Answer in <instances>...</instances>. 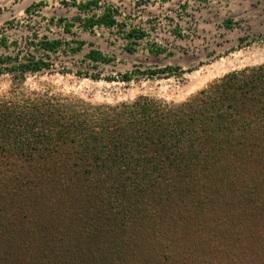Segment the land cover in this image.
Instances as JSON below:
<instances>
[{
  "label": "rangeland",
  "instance_id": "rangeland-1",
  "mask_svg": "<svg viewBox=\"0 0 264 264\" xmlns=\"http://www.w3.org/2000/svg\"><path fill=\"white\" fill-rule=\"evenodd\" d=\"M38 1V10L26 14L21 0H0V55L22 54L45 35L92 43L76 54L57 53L56 68L89 64L82 55L90 48L110 58L99 65L101 76L194 67L167 78L136 74L127 82L56 71L0 73V99L42 100L44 120H57L61 104L113 107L140 97L181 104L232 71L264 63V0ZM106 10L114 25L83 29L85 18ZM58 18L66 21L57 25ZM131 29L146 35L135 41ZM261 161L222 163L197 181L163 182L131 199L135 218L114 229L99 182L84 185L90 196L60 192L55 183L44 190L41 182L0 205V264H264Z\"/></svg>",
  "mask_w": 264,
  "mask_h": 264
},
{
  "label": "trees",
  "instance_id": "trees-1",
  "mask_svg": "<svg viewBox=\"0 0 264 264\" xmlns=\"http://www.w3.org/2000/svg\"><path fill=\"white\" fill-rule=\"evenodd\" d=\"M40 6L41 2L32 3L24 12H35ZM108 11L96 19L85 18L81 26L114 25ZM63 21L58 18L55 24ZM144 35L136 29L128 33L135 41ZM36 43L22 54H1L0 73L23 77L56 71L127 82L136 74L167 78L194 70L167 65L101 76L99 65L110 58L94 48L82 55L91 64L54 66L57 53L76 54L87 43L84 40L67 42L43 35ZM61 106L57 120L47 115L44 120L42 100L0 99V205H8L19 193L36 190L41 182L47 185L44 190L55 183L60 192L81 191L90 196L84 185L97 181L107 194V225L114 229L135 218L131 199L143 197L163 182L197 181L222 163L242 167L264 161V63L232 71L181 104L140 97L113 107Z\"/></svg>",
  "mask_w": 264,
  "mask_h": 264
},
{
  "label": "crops",
  "instance_id": "crops-1",
  "mask_svg": "<svg viewBox=\"0 0 264 264\" xmlns=\"http://www.w3.org/2000/svg\"><path fill=\"white\" fill-rule=\"evenodd\" d=\"M22 1V3L24 4V6H29L30 4H32V3H37V2H40V1H38V0H21ZM25 7V8H26Z\"/></svg>",
  "mask_w": 264,
  "mask_h": 264
}]
</instances>
